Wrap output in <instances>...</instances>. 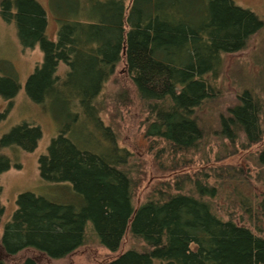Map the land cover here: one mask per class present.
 Instances as JSON below:
<instances>
[{
	"label": "trees",
	"instance_id": "obj_1",
	"mask_svg": "<svg viewBox=\"0 0 264 264\" xmlns=\"http://www.w3.org/2000/svg\"><path fill=\"white\" fill-rule=\"evenodd\" d=\"M49 2L58 23L56 41L47 35V12L38 0H0L1 15L16 24L23 49L39 46L43 53L26 92L50 111L59 134L39 158V173L46 183L68 185L74 199L59 204L21 194L0 241V264H14L3 256L25 252L29 255L17 264H41L31 253L67 258L85 244L88 233L110 252L119 251L127 234L136 245L99 264H264V199L249 200L235 189L232 206L243 211L242 222L236 212L228 217L218 212L215 203L232 181L248 189L246 175L232 166L185 173L154 184L136 207L140 180L131 176L132 154L119 146L98 102L123 62L134 101L148 115L145 136L167 144L173 170L188 169L176 154L203 153L211 141L198 113L217 96L224 57L244 50L264 22L233 0ZM61 64L68 68L64 73ZM20 88L17 79L0 76V98L12 101ZM119 96L125 101L127 92ZM263 121V100L247 89L213 133L232 145L243 139L245 149L259 147ZM42 136L40 126L24 123L1 144L33 152ZM226 159L218 156L217 162ZM257 163L264 168V149ZM6 168L9 160L0 171Z\"/></svg>",
	"mask_w": 264,
	"mask_h": 264
},
{
	"label": "rangeland",
	"instance_id": "obj_2",
	"mask_svg": "<svg viewBox=\"0 0 264 264\" xmlns=\"http://www.w3.org/2000/svg\"><path fill=\"white\" fill-rule=\"evenodd\" d=\"M38 1L47 12V35L49 39L56 41L58 23L51 10L50 2L49 0ZM233 2L241 8L254 12L264 22V0H233ZM43 59L39 46L35 49L22 48L18 40L16 24L4 20L0 7V76H11L17 79L21 87L12 101L0 98V169L6 166L8 160L10 164V168L0 171L1 203L5 209L0 225V241L6 224L11 221L17 210V199L21 194L30 192L59 204L71 203L74 199L72 195L71 197L68 195L71 191L68 185L46 183L39 173V158L47 154L52 139L59 134V126L50 111L34 103L26 92L28 79L43 63ZM60 70L64 73L68 68L61 64ZM126 70L122 62L116 69L115 77L108 84L106 93L98 102L103 109L101 117L105 124L112 126L118 133L119 146L132 154L131 176L140 180L134 197L136 207L144 202L152 186L158 182L174 180L185 173L209 171L210 168H216L217 172L221 167L232 166L234 170L246 175L251 185L249 184L248 189H240L238 183L232 181L227 188H222L221 195L215 203L218 204V212L225 214L226 217L236 212L237 221L242 222L240 215L243 211L237 206H232L233 200L237 197L234 192L235 189L240 190L242 196L249 200L256 196H258V202L264 199V168L259 167L257 163L258 153L264 149V143L259 147L256 145L245 149L243 139L232 145L228 140H219L215 132L213 133V129L217 130L219 119L222 116H228L230 109L238 105V96L243 91L248 89L259 94L264 103V26L252 37L244 50L224 57L222 72L216 83L217 96L198 113L202 119V125L207 127L206 138L211 141L208 147H202L203 153L176 154L179 162L184 159L189 164V168L182 171H175L172 165L168 164L169 156H173V153L170 154L171 151L168 150L164 141L150 140L145 136L148 115L143 114L140 105L134 101V91ZM122 92H127L125 101H122L119 96ZM124 103L128 106L126 107ZM119 110L121 113L118 114ZM24 123L41 127L43 136L37 148L33 152H27L19 146H3L1 141L4 136ZM79 131L77 133L80 134ZM85 141L88 142L87 139ZM90 143L95 144L92 140ZM204 152L209 158V163L205 160ZM225 155L227 157L225 161L217 162L218 156L225 157ZM135 246L133 239L127 234L119 251L110 252L102 247L91 233H88L85 244L67 258L51 260L44 256H37L35 253L31 254L37 257L41 264H99L109 262ZM28 255L25 252L13 258L3 257L6 261L17 264ZM155 264L167 263L156 261Z\"/></svg>",
	"mask_w": 264,
	"mask_h": 264
}]
</instances>
